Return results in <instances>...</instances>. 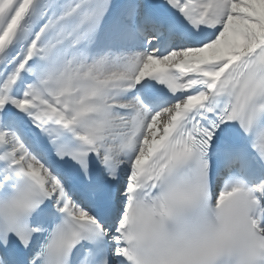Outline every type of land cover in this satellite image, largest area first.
Instances as JSON below:
<instances>
[{
	"label": "snow or ice",
	"instance_id": "6c2138e0",
	"mask_svg": "<svg viewBox=\"0 0 264 264\" xmlns=\"http://www.w3.org/2000/svg\"><path fill=\"white\" fill-rule=\"evenodd\" d=\"M0 264H264V0H0Z\"/></svg>",
	"mask_w": 264,
	"mask_h": 264
}]
</instances>
